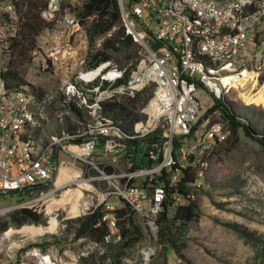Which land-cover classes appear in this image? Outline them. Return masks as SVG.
<instances>
[{
  "label": "built area",
  "instance_id": "built-area-1",
  "mask_svg": "<svg viewBox=\"0 0 264 264\" xmlns=\"http://www.w3.org/2000/svg\"><path fill=\"white\" fill-rule=\"evenodd\" d=\"M38 1L46 4L40 17L50 27L44 31L45 38L39 37L32 60L46 70L71 59L72 39L78 37L81 26L66 5L77 0ZM18 2L0 0V195L25 192L29 201L0 208V264H38L42 248H28L24 244L28 236L10 223L19 211L41 213L38 207L48 203L56 207L52 216L59 210L68 216L81 213L80 218L103 213L96 225L106 224L103 241L74 236L75 242H71L83 252L65 264H80L91 252L103 256L105 247L122 241L117 208L109 203L113 196L146 228L139 257H123L120 264H150L158 242L157 220L165 203L170 200L179 207L195 199L204 184L210 157L231 134L219 109L198 126L205 103L199 89L205 88L243 124L246 118L233 115L226 97L236 92L234 99L246 103L240 91L249 87L256 93L261 91L264 0H117L125 34L140 46L141 58L129 79L114 87L123 80L125 69L109 61L71 79L65 77L54 93L41 96L37 92L35 101L22 88L7 91L1 79L10 47L21 31ZM103 40L97 41L98 48ZM151 84L155 88L141 110L144 119L135 123L131 134L104 115L105 102L133 97ZM57 97L62 98L63 112L50 120L72 132L61 129L48 140H35L32 135L49 123L48 113ZM151 135L155 138L147 141ZM99 142L106 156L103 162L94 163L90 160ZM134 145L137 149L149 145L148 169L130 162ZM106 170L112 173L107 175ZM59 216L57 213L55 220ZM77 229L79 226L75 232ZM52 244L44 245L52 249ZM72 245L64 247L69 250ZM111 262L108 259L106 264Z\"/></svg>",
  "mask_w": 264,
  "mask_h": 264
},
{
  "label": "rangeland",
  "instance_id": "rangeland-1",
  "mask_svg": "<svg viewBox=\"0 0 264 264\" xmlns=\"http://www.w3.org/2000/svg\"><path fill=\"white\" fill-rule=\"evenodd\" d=\"M69 5L72 8L74 7V9L77 6H81L79 0ZM47 27L50 26L47 25ZM43 34V32L40 33V35ZM78 34L76 38L78 40L80 39L78 41L80 43L76 41L73 46L79 48L77 51L78 54L82 52L85 53L76 58V60L84 59L88 50L85 32L82 26ZM109 35L110 33L105 37ZM43 37L45 38V35H43ZM34 49L35 47L31 50L30 57L28 56V59H26V62L24 61L22 65L21 62H18L15 58L17 51L13 54L14 57L10 55V57L7 56L6 59V72H8L14 64H19V73H21L24 80L18 89L22 88L27 94L31 95L33 101L38 98L37 92L41 96H45L56 92L61 86L60 76L55 77L53 80L50 79L53 75L52 69L49 66L46 70H43L41 66L34 63L32 60ZM94 49H98V47L95 46ZM69 62L71 64L73 60ZM83 70H85L84 65H82V67L78 66L74 72L68 73V79H71L76 73ZM260 76L259 82H261V84H259L258 87V89L261 90L260 92L256 94V91L252 90L250 87L247 90L240 91L241 94H239V96L244 97L246 103H243L241 99H234L236 92L226 97V101L234 110L233 115L244 117L247 122L245 123L246 125L238 122L239 129L235 132L231 129V134L227 142L222 145L218 144L214 150V154L210 157V167L206 171L204 184L202 188L196 192L195 199L191 201L198 204L201 215L197 220L188 224L186 232L181 229L178 232L177 246L180 247V245L185 243V247L182 250L183 260L171 251L168 246L159 244L158 239L157 245L154 248L155 256L150 264H177L178 262H180V264H264V143L249 138L246 134V130L242 128V126L248 128L251 130L253 136L264 140V63L261 66ZM3 82L6 85L4 80ZM113 86L119 87L121 84ZM151 86L155 88V85L151 84L144 89L136 91V93ZM13 90H15V88ZM242 93H246V95ZM260 95L262 98L258 101L257 97ZM199 97L205 102L201 111L202 118L205 112L213 108V104L216 101L214 96L203 87L199 89ZM250 97H252L251 102L247 100V98ZM220 105H223L222 102ZM61 106L62 98L57 97L53 108L51 107L49 110V120L52 119L57 112H63L60 110ZM218 114L224 116L221 109H219ZM61 129L63 131L69 130L67 126L63 125L62 127V124L57 120H50L42 131H33L34 134L32 137L35 140L38 137L48 140L50 136L58 134L57 132ZM68 132H72V130ZM132 132L133 129L129 134ZM154 138L155 136L151 135L147 138V141H152ZM187 142H190V140ZM148 147L149 145H143L137 149V146L134 145L131 151L134 153V159L130 160V162L136 163L137 166L144 165V168L148 169L151 166L149 156H146ZM227 147L231 149L227 151ZM105 156L106 151H104L103 143L99 142L96 146V154L90 161L101 163L104 161ZM63 160L64 158L62 157L61 161ZM106 173L110 175L112 171L108 172L106 170ZM95 174L99 177L98 173L95 172ZM28 201L29 199L25 192L0 195V208L3 206L15 207ZM109 203L116 206L117 216H119L117 211L126 208L115 196L110 198ZM187 204L184 203L177 207L173 205L172 201V206L170 205L171 213L175 215L180 208L185 207ZM55 208L56 207H51L48 203L38 207L41 213H37L31 209H23L31 210L43 216L45 224H28L21 228L11 224L14 228L17 227L21 230L22 234L28 236V240L24 242L28 248L30 246H41L53 242L52 245L54 247H51L52 249L41 250V257L38 264H65L68 259L70 260L71 257L80 255L83 252L81 246L75 245V243L71 241L74 239V236L76 237L77 231L75 232V230L77 226L80 227V222L85 217L80 218L81 213H70L68 216L63 210H59L57 213L60 216L58 220H55L54 216L57 213L53 216L50 215L53 210H56ZM134 218L136 225L142 227L146 234V228L142 220L136 214ZM159 218L157 220V225L160 232L158 223ZM122 220H120L119 223ZM40 225L46 226L42 227ZM65 225L68 226L67 229H64ZM40 229L52 230L42 234L38 232ZM236 230L248 233V239L240 236ZM120 233L122 236L121 228ZM87 240L93 241L90 239ZM16 241L21 240L16 237ZM73 241L75 242V240ZM122 242L123 237L121 243ZM66 244L73 245L67 250V248L64 247ZM141 245L140 243L134 249L127 251L126 255L123 257H129L130 259L139 257L143 249ZM118 246L105 247L103 256L96 252H91L81 260L80 264H106L108 259L114 261V257L119 252ZM54 248L56 249L54 250ZM38 249L40 248L38 247ZM123 257H121L120 260Z\"/></svg>",
  "mask_w": 264,
  "mask_h": 264
},
{
  "label": "trees",
  "instance_id": "trees-1",
  "mask_svg": "<svg viewBox=\"0 0 264 264\" xmlns=\"http://www.w3.org/2000/svg\"><path fill=\"white\" fill-rule=\"evenodd\" d=\"M67 2L71 14L77 19L80 26L85 32V40L88 45V50L84 60V68L94 69L102 63L114 62L121 69H125L123 80L119 81L118 85L125 83L131 73L136 69L140 60V46L134 43L129 35L125 34L121 22V16L117 4V0H79L81 6L72 8ZM19 7L21 31L19 39L15 40L10 47V55L17 51L16 60L26 62L30 52L38 45L40 33L49 28L43 23L40 17L42 10L46 8L44 2L38 0H20L17 3ZM112 31V32H111ZM108 33L109 36L105 37ZM98 49H94L96 42L103 39ZM14 57V55H13ZM19 64H14L10 70L3 74V80L6 83L7 91H16L22 85L23 77L19 73ZM15 88V90H13ZM21 89V88H20ZM154 86L148 87L141 92H137L134 97L127 95L114 98L103 104V113L117 124L124 132L132 131L136 122L144 119L141 113L142 108L148 102ZM216 100L215 104H220ZM224 113L223 119L227 121L233 132L239 129V124L234 117H231L227 108L221 109ZM72 115V113H70ZM227 142V141H226ZM224 142V143H226ZM223 144V143H222ZM221 144V145H222ZM176 145L178 143L176 142ZM229 146V145H227ZM264 146V144H263ZM231 149L227 147V151ZM111 172V170H107ZM94 175H96L94 173ZM184 187L181 186V190ZM174 193V189L171 190ZM171 201L165 203L164 211L159 218L160 232L158 234L159 244H165L178 257L183 260L182 250L185 243L177 246L179 230L187 231L188 224L200 217L201 211L196 202H189L185 207L180 208L174 215L171 213ZM118 217L122 220L120 224L123 242L118 246V253L114 257L111 264H120V258L126 255V252L134 249L138 244L142 243L145 238V233L142 227L136 225L135 214L126 207L117 212ZM103 214L96 212L94 215L85 217L80 222V227L76 232V237H86L96 242H102L107 234L106 224L102 223L100 227L96 225L101 222ZM17 227H22L28 224H45L43 216L34 213L31 210H22L13 216L11 223ZM9 224L3 227L8 228ZM237 233L248 239L249 234L240 230ZM35 248L47 249V245L34 246Z\"/></svg>",
  "mask_w": 264,
  "mask_h": 264
},
{
  "label": "crops",
  "instance_id": "crops-1",
  "mask_svg": "<svg viewBox=\"0 0 264 264\" xmlns=\"http://www.w3.org/2000/svg\"><path fill=\"white\" fill-rule=\"evenodd\" d=\"M79 40L77 38H73L72 39L73 45H74V43H76V41H77V43H80V42H78ZM73 47L74 48H73V52H72L71 59H68V60H64L63 59L60 62V64L56 65L55 67H52V66L50 67L52 69V75L54 76V77L53 76L50 77L51 80H53L57 76H60V78H61L60 82L62 83V81L64 80V78L67 77L68 73L74 72V70L78 66H81L82 67V65H84V62H83L84 59H85L84 56H83L84 59H78V60H76V58H78L79 56H82L85 52H82L81 54H78L77 51L79 50V48L77 46L76 47L73 46ZM72 60H73V63L70 64L69 61H72ZM77 63H79V64H77ZM125 157L126 156L122 157V159L119 162V165H121V166L124 165L122 163L125 162ZM141 166H144V165H141Z\"/></svg>",
  "mask_w": 264,
  "mask_h": 264
},
{
  "label": "water",
  "instance_id": "water-1",
  "mask_svg": "<svg viewBox=\"0 0 264 264\" xmlns=\"http://www.w3.org/2000/svg\"><path fill=\"white\" fill-rule=\"evenodd\" d=\"M225 107L223 106V105H218V106H214L213 108H210L207 112H205V114L202 116V118L200 119V121H199V124H198V126H200L207 118H208V116L214 111V110H217V109H224ZM242 128L244 129V130H246V134L249 136V138H251V139H254V140H256V141H258V142H263L264 143V140H261V139H259V138H257L256 136H253L252 134H251V130H249L248 128H246V127H244V126H242ZM56 160H57V158H56ZM42 189L44 188V186L43 187H41Z\"/></svg>",
  "mask_w": 264,
  "mask_h": 264
},
{
  "label": "bare ground",
  "instance_id": "bare-ground-1",
  "mask_svg": "<svg viewBox=\"0 0 264 264\" xmlns=\"http://www.w3.org/2000/svg\"><path fill=\"white\" fill-rule=\"evenodd\" d=\"M20 26H21V23H20ZM6 72V71H5ZM3 74H4V72L2 73V75H1V79H2V81H3ZM5 86V85H4ZM5 89H6V87H5ZM7 90V89H6ZM206 90V89H205ZM257 94V93H256ZM262 94V93H261ZM244 95H246V94H244ZM252 96H254V95H252ZM262 98V96L260 95L259 97H257V100L259 101L260 99ZM247 100L249 101V102H251L252 101V97H250V98H247ZM50 230H52V229H50ZM50 230H46V229H40L38 232L39 233H42V234H45V233H47V232H50Z\"/></svg>",
  "mask_w": 264,
  "mask_h": 264
},
{
  "label": "flooded vegetation",
  "instance_id": "flooded-vegetation-1",
  "mask_svg": "<svg viewBox=\"0 0 264 264\" xmlns=\"http://www.w3.org/2000/svg\"><path fill=\"white\" fill-rule=\"evenodd\" d=\"M218 105H220V104H215V103H214V104H213V107H214V106H218Z\"/></svg>",
  "mask_w": 264,
  "mask_h": 264
}]
</instances>
